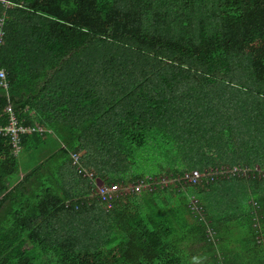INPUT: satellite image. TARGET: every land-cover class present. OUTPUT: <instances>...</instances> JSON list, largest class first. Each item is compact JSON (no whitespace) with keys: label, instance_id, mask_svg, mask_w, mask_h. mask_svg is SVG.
<instances>
[{"label":"trees","instance_id":"1","mask_svg":"<svg viewBox=\"0 0 264 264\" xmlns=\"http://www.w3.org/2000/svg\"><path fill=\"white\" fill-rule=\"evenodd\" d=\"M0 18V124L9 101L50 129L22 134L17 153L0 134V264H212L219 253L228 264L227 217L250 197L264 251V191L250 192L264 175L153 183L105 202L94 183L164 174L134 171L146 145L184 151L173 173L264 165V0H0Z\"/></svg>","mask_w":264,"mask_h":264},{"label":"built area","instance_id":"2","mask_svg":"<svg viewBox=\"0 0 264 264\" xmlns=\"http://www.w3.org/2000/svg\"><path fill=\"white\" fill-rule=\"evenodd\" d=\"M3 19L0 18V44L3 41V27H2ZM0 85L1 87L7 91L8 81L6 79V72L3 67L0 66ZM7 93V92H6ZM3 112L6 117V123L0 124V134L7 138V142L11 144L14 153H17L20 148V136L24 133L30 132H50V129L46 128L44 125L39 123L34 124H26L21 119L17 117L16 111L12 107L11 103H8L3 108ZM72 162L75 164H79V153L72 152L71 153ZM81 166L79 170H81ZM87 176L91 177L92 172L87 170ZM263 176L264 175V165L254 164L253 166H249L247 164H234V165H221L218 167H206L204 169H199L196 167L182 170L179 173H164L162 175L154 176L152 181H145L143 179H138L135 183L130 184H122L117 182L104 183L100 184L96 183L95 194L99 198L101 202L108 201L110 198H113L118 193H126L128 191H139L141 188H146L148 190H152L154 188V184H162L163 186H182L186 185H196L201 182H208L218 177H230V176H243V177H254V176ZM96 179V178H95ZM109 204V203H108ZM188 208L191 213L198 219L203 220L206 225V219L204 215V209L199 201V199L194 194L188 195ZM206 232L210 237L214 235L213 229L207 225Z\"/></svg>","mask_w":264,"mask_h":264},{"label":"rangeland","instance_id":"3","mask_svg":"<svg viewBox=\"0 0 264 264\" xmlns=\"http://www.w3.org/2000/svg\"><path fill=\"white\" fill-rule=\"evenodd\" d=\"M154 146L146 145L142 147L139 151L143 156L137 161V166H135L134 171L139 174H150V173H159L161 170L159 169V164L163 162V159L160 157H156L154 151ZM206 149V148H205ZM154 151V152H152ZM211 151H207L209 154ZM145 154V156H144ZM256 164V163H255ZM183 168H188L184 167ZM95 185L100 184L101 182L96 178L94 181ZM185 189V187H184ZM256 189V190H254ZM264 191V182H260L255 187L251 184L250 192L253 195V192H263ZM89 196V194L87 195ZM92 199V197H89ZM145 198H143L144 200ZM241 202V201H240ZM237 205L235 209H232L231 213H229V217H227L226 221V231L223 240V243L228 246H231L228 249V253H230L232 260L228 264H257L255 251H259L258 257L264 256V251H261V244L255 243L254 233L255 228L250 225L249 214L248 211H252L251 206H253V213L256 215L260 214L259 207L256 208L255 200L250 197L249 202H243ZM143 206V204H142ZM145 208L142 209L144 211ZM257 211V212H256ZM259 237V235H258ZM261 262V261H259ZM39 264H58L54 258L50 260H45L40 262ZM212 264H223L222 263V255L218 254V262H213Z\"/></svg>","mask_w":264,"mask_h":264},{"label":"crops","instance_id":"4","mask_svg":"<svg viewBox=\"0 0 264 264\" xmlns=\"http://www.w3.org/2000/svg\"><path fill=\"white\" fill-rule=\"evenodd\" d=\"M162 150V149H161ZM163 151V150H162ZM205 151H207V148L205 149ZM183 152L184 151H181V150H178V155H179V159H174L169 157L168 155H165L166 153H162V154H159L160 156L162 155L163 157V162L161 164H159V169L161 170L158 174H162V173H166V172H172V170L174 169V167H177L179 163V161L181 160V156L183 155ZM201 160V159H200ZM183 162H185L184 160H181ZM203 162V161H201ZM185 168H181V170H184ZM187 169V168H186ZM100 182H102L99 178H97ZM175 194L171 195L170 198L168 199L167 203L169 206H171L172 204L175 205L176 201H177V197L174 196ZM175 212L174 210L171 212L173 213ZM115 214V217H114V220L116 222V224L120 221L119 218H121L120 216L123 214V213H118L117 210L114 212ZM176 214H179L177 213L176 211ZM114 232L116 235H120L121 233H124V228H119V227H116V228H113ZM184 249H185V252L187 253H193V246H191L190 244L188 245H185V246H182ZM193 263V261H192Z\"/></svg>","mask_w":264,"mask_h":264},{"label":"bare ground","instance_id":"5","mask_svg":"<svg viewBox=\"0 0 264 264\" xmlns=\"http://www.w3.org/2000/svg\"><path fill=\"white\" fill-rule=\"evenodd\" d=\"M6 119V118H5ZM24 122V121H23Z\"/></svg>","mask_w":264,"mask_h":264}]
</instances>
